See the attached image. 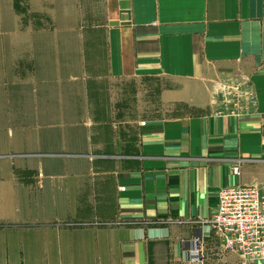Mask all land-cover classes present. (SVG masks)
I'll use <instances>...</instances> for the list:
<instances>
[{
    "label": "crops",
    "instance_id": "obj_1",
    "mask_svg": "<svg viewBox=\"0 0 264 264\" xmlns=\"http://www.w3.org/2000/svg\"><path fill=\"white\" fill-rule=\"evenodd\" d=\"M102 75L172 81L194 114L115 119ZM238 185L264 195V0H0V264H187L194 239L264 264L208 222Z\"/></svg>",
    "mask_w": 264,
    "mask_h": 264
},
{
    "label": "built area",
    "instance_id": "obj_2",
    "mask_svg": "<svg viewBox=\"0 0 264 264\" xmlns=\"http://www.w3.org/2000/svg\"><path fill=\"white\" fill-rule=\"evenodd\" d=\"M237 81L249 82L246 77ZM240 88L241 84L235 88L238 97L242 93ZM240 107L242 105L232 106L230 113L240 114ZM232 173L239 174L237 165L232 167ZM208 222L213 226L224 251L236 253L244 261H264V195L256 186L221 188L216 210ZM192 244L193 250L187 264H205L201 240L194 239Z\"/></svg>",
    "mask_w": 264,
    "mask_h": 264
},
{
    "label": "rangeland",
    "instance_id": "obj_3",
    "mask_svg": "<svg viewBox=\"0 0 264 264\" xmlns=\"http://www.w3.org/2000/svg\"><path fill=\"white\" fill-rule=\"evenodd\" d=\"M92 67L94 68V66ZM102 76L103 80L98 86L103 92V94H100V99L111 100L109 104L112 106L115 119L138 121L149 118H172L194 114L193 107L186 102L179 103L166 100L164 106L162 105L158 93L161 91L162 86L166 89L173 87L174 83L172 81L134 78L111 81L105 75ZM220 84V89L212 97L214 103L218 106H216L215 111L220 109L222 112H228L232 109V106L244 104L245 95L243 91H247L246 89L250 85L249 82L242 83L227 78L222 80ZM239 84H241L240 92L242 91V93H239L238 97L235 88Z\"/></svg>",
    "mask_w": 264,
    "mask_h": 264
},
{
    "label": "bare ground",
    "instance_id": "obj_4",
    "mask_svg": "<svg viewBox=\"0 0 264 264\" xmlns=\"http://www.w3.org/2000/svg\"><path fill=\"white\" fill-rule=\"evenodd\" d=\"M256 105V104H255ZM228 108V107H227ZM228 111V110H227Z\"/></svg>",
    "mask_w": 264,
    "mask_h": 264
}]
</instances>
